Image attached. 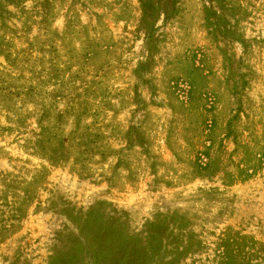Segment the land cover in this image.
<instances>
[{"label": "rangeland", "instance_id": "rangeland-1", "mask_svg": "<svg viewBox=\"0 0 264 264\" xmlns=\"http://www.w3.org/2000/svg\"><path fill=\"white\" fill-rule=\"evenodd\" d=\"M0 264H264V0H0Z\"/></svg>", "mask_w": 264, "mask_h": 264}]
</instances>
